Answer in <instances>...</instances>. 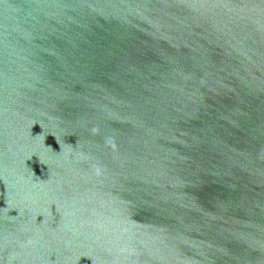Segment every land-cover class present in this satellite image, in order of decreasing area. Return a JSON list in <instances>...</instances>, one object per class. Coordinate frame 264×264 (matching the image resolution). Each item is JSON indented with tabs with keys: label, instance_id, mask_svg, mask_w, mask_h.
<instances>
[{
	"label": "water",
	"instance_id": "obj_1",
	"mask_svg": "<svg viewBox=\"0 0 264 264\" xmlns=\"http://www.w3.org/2000/svg\"><path fill=\"white\" fill-rule=\"evenodd\" d=\"M0 264H264V0H0Z\"/></svg>",
	"mask_w": 264,
	"mask_h": 264
},
{
	"label": "clouds",
	"instance_id": "obj_2",
	"mask_svg": "<svg viewBox=\"0 0 264 264\" xmlns=\"http://www.w3.org/2000/svg\"><path fill=\"white\" fill-rule=\"evenodd\" d=\"M91 134L93 136L95 135H98L99 134V129L97 127H93L91 130ZM105 145L108 146L110 145L112 148H115L116 147V142H115V139L112 138V137H106L105 138ZM99 168H97V173L99 174Z\"/></svg>",
	"mask_w": 264,
	"mask_h": 264
}]
</instances>
